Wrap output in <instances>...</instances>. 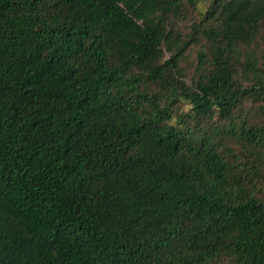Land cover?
<instances>
[{
	"label": "trees",
	"instance_id": "1",
	"mask_svg": "<svg viewBox=\"0 0 264 264\" xmlns=\"http://www.w3.org/2000/svg\"><path fill=\"white\" fill-rule=\"evenodd\" d=\"M0 264H264V0H0Z\"/></svg>",
	"mask_w": 264,
	"mask_h": 264
}]
</instances>
